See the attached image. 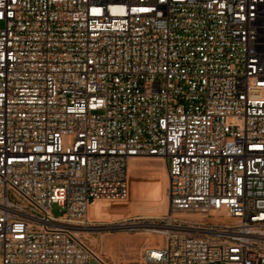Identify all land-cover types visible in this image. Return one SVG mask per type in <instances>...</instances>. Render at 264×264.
I'll use <instances>...</instances> for the list:
<instances>
[{
	"label": "built area",
	"instance_id": "1",
	"mask_svg": "<svg viewBox=\"0 0 264 264\" xmlns=\"http://www.w3.org/2000/svg\"><path fill=\"white\" fill-rule=\"evenodd\" d=\"M141 157V264H264V0H0V264H108L80 227Z\"/></svg>",
	"mask_w": 264,
	"mask_h": 264
},
{
	"label": "rangeland",
	"instance_id": "2",
	"mask_svg": "<svg viewBox=\"0 0 264 264\" xmlns=\"http://www.w3.org/2000/svg\"><path fill=\"white\" fill-rule=\"evenodd\" d=\"M127 180V196L108 202L109 206L114 205L115 209L121 211L92 217L90 210L88 219L80 227L85 242L93 251L100 252L108 264H139L140 253L150 238L157 236L161 237V242L163 240L159 232L164 228L161 221L167 212L164 161L156 157L147 158L143 162L132 161ZM62 213L60 207L52 206L53 217H59ZM212 216L217 217L218 213H212ZM159 242L155 241L157 244Z\"/></svg>",
	"mask_w": 264,
	"mask_h": 264
},
{
	"label": "bare ground",
	"instance_id": "3",
	"mask_svg": "<svg viewBox=\"0 0 264 264\" xmlns=\"http://www.w3.org/2000/svg\"><path fill=\"white\" fill-rule=\"evenodd\" d=\"M147 158L145 157H141L139 159H137V162H143L144 160H146ZM150 162V161H149ZM153 162V161H151ZM159 162V160H158ZM154 163V162H153ZM157 163V162H156ZM163 165V164H162ZM152 166V165H151ZM154 166V165H153ZM155 167V166H154ZM160 167V166H159ZM155 169V168H154ZM160 169V168H158ZM134 171V170H133ZM160 171V170H159ZM108 202H114V201H109V200H96L94 201L88 208V211H87V214H86V219H88L89 217V212L91 210V215L92 217H98V216H101L102 213H109V212H114V211H118L120 212L121 210L120 209H115V206H109L108 205ZM115 204V203H114ZM125 216V214H124ZM188 218H191V219H194V218H197V216H193V215H189L187 216ZM161 233V231L159 232ZM125 240V238H124ZM156 240H159L160 242L157 244L155 243ZM146 244V243H145ZM162 242H161V237H157V236H154V238H150L149 240V243L144 247V248H154V247H158V246H161ZM121 245V244H120ZM143 248V249H144ZM142 249V251H143ZM142 251L140 253V256L142 254ZM98 257H101L102 260H104L106 262V260L101 256L100 252H96V251H93ZM141 264V263H139Z\"/></svg>",
	"mask_w": 264,
	"mask_h": 264
}]
</instances>
